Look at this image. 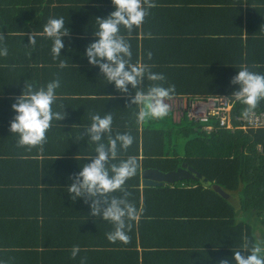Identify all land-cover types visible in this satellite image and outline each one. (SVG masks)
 <instances>
[{
    "label": "trees",
    "instance_id": "16d2710c",
    "mask_svg": "<svg viewBox=\"0 0 264 264\" xmlns=\"http://www.w3.org/2000/svg\"><path fill=\"white\" fill-rule=\"evenodd\" d=\"M195 2L160 0L139 29L131 33L121 29L131 62L139 61L147 71L162 74L164 79L158 83L174 88L165 101L171 118L167 124L155 120L161 128L137 121L138 106L129 104L135 89L123 93L126 99L117 100L122 108L119 120L112 123V134L133 136V144L120 158L134 156L138 161L137 173L125 184L128 199L139 211L138 218L129 222L127 243L109 241L112 225L88 215L87 204L80 198L70 200L65 191V185L75 179L77 167L92 152L80 128L89 123L87 115L93 111L85 106H98V95L103 96L98 88L78 92L72 86L68 92L56 90L53 110L64 111L68 118L52 122L42 146L19 145L8 131L9 123L0 124V264H216L245 245H259L264 252V127L237 128L247 125L243 119L249 114H264V100L244 115L246 106L233 100L230 92L234 86L229 83L241 66L264 74V6L252 0H229L216 10L206 6L209 1ZM77 8L87 11L88 24L63 37L73 60L67 61V55L42 60L51 47L39 35L42 26L49 18L65 16L66 11L71 14ZM0 10V47L7 48L12 60L6 64L5 56L0 57V70L8 68L24 76L29 75L31 64H40L44 66L38 75L42 76L40 87L41 81L53 78L61 84L69 81L70 87L76 74L87 87L98 85V68L89 66L78 53L92 39V16L112 10L108 1L0 0ZM31 33L37 35V42L27 47ZM70 70L71 75L63 77ZM152 83L142 78L137 87L144 89ZM220 96L231 102L234 132L218 128L212 118L201 123L172 109V101L178 99ZM75 106H83L81 123L74 117ZM5 113L11 118L14 115L11 110ZM207 126L213 127L209 133L204 131ZM77 131L80 139L73 142ZM11 145L14 152H4ZM183 163L209 185L182 181L141 187L142 171L166 173ZM238 213L246 215L240 219ZM73 247L78 249L75 257Z\"/></svg>",
    "mask_w": 264,
    "mask_h": 264
},
{
    "label": "clouds",
    "instance_id": "9594fccd",
    "mask_svg": "<svg viewBox=\"0 0 264 264\" xmlns=\"http://www.w3.org/2000/svg\"><path fill=\"white\" fill-rule=\"evenodd\" d=\"M112 10L103 16H92L95 27L92 28V39L82 53L81 58L87 59L89 66H96L99 76L111 84L114 90L126 93L135 89L129 104L138 106L136 119L142 123L146 119H164L169 113L165 102L174 93L173 86H162L159 81L164 79L162 74L147 71V66L139 61L132 63L129 44L121 34L123 28L127 33L139 29L144 23L148 9L153 7L150 0H109ZM98 8L99 5H94ZM69 21L63 16L51 17L42 26L39 34L51 42L50 51L53 58L60 57L65 49L63 37L68 35ZM37 35H28V46H34ZM7 48L0 47V57L6 56ZM59 66L64 67L61 60ZM142 78L154 83L144 89L137 86ZM233 85L230 95L235 102L246 106L244 115L248 110L254 109L259 101L264 100V74L249 70L245 66L235 69V74L229 81ZM60 82L52 80L42 87H33L24 81L20 93L10 105L13 116L9 121L8 131L17 137L21 146L39 147L46 142V133L52 122L64 120V111H54L53 105L57 100L56 90ZM109 98L110 95H109ZM113 117L111 113L92 114L89 123L82 127L87 137V144L92 146V152L87 162L77 167L75 179L65 185V191L70 200L80 198L87 204L88 215L99 217L112 225L107 233L111 242L127 243V230L130 221L138 218L137 207L128 199L125 189L126 181L132 178L138 170V161L134 156L121 159L120 154L133 144V136L127 132L112 134ZM73 124L70 125V128ZM111 134V135H109ZM107 136V142L104 137ZM80 139L79 131L73 142ZM76 161V153L73 155ZM121 195H113L114 193ZM97 197L101 199L98 200ZM89 201H91L89 203ZM103 204V207H101ZM78 249L73 247L71 255L76 256ZM241 251L244 253L241 254ZM216 264H264V252L259 245L247 248L242 246L236 251L231 250L230 258H221Z\"/></svg>",
    "mask_w": 264,
    "mask_h": 264
},
{
    "label": "crops",
    "instance_id": "0c3cea01",
    "mask_svg": "<svg viewBox=\"0 0 264 264\" xmlns=\"http://www.w3.org/2000/svg\"><path fill=\"white\" fill-rule=\"evenodd\" d=\"M64 1L67 2V0H64ZM105 1H108V6L112 9V5L110 4L109 0H105ZM158 1H160V0H150V2L153 4V6L155 3L157 4ZM195 1H198V2L209 1L210 4H208L206 6H213V8H215L216 10H220L221 6H226L225 2L229 1V0H192V2H195ZM252 1H254V3L257 4L258 6H261V5L264 6L263 0H252ZM6 3L7 2L5 1V4ZM157 5H159V4H157ZM66 6L67 5H65V7ZM78 6L81 7L84 5H76V7H78ZM17 8H19V6H17ZM150 9L148 10V13H149ZM86 12L87 11H85V10L77 8V9H74L71 13V14H73V17L71 16V14L68 11L65 12L66 13L65 16L63 14L61 15L65 18L66 22L69 21V24L67 26L70 28V32L65 37L71 36L70 34H71L72 30H74V32L75 31L78 32V31L82 30V28H85V26L88 24V23L86 24V19H87V17H85ZM107 13H108L107 10L99 11L98 16H103V15H106ZM244 22H245V20H244ZM245 24H246V22H245ZM77 37L81 38V36H77ZM84 39L86 42L87 41L86 37ZM66 44L67 43H65V46H66ZM47 50L50 52V54H45V56L42 57V60L45 59L46 61H48L49 58H53L51 51H50V47ZM65 55H67L65 57V59H67V61L73 60L72 51L70 52L69 45L66 46L65 49H62V51L60 53V56H65ZM74 58L76 59V56H74ZM4 59L7 61L6 64L8 63V61H12L9 55H6ZM50 63H52V62H50ZM1 66H8V65H1ZM52 66H56V65L52 64ZM30 67L31 68H30L29 75L26 74L24 76H23V74H18V72H16V71H14V72L8 71V68H3V67L1 68V70H0V124L9 123V121L11 120V117H9V115H7L5 112L10 110L11 104H9L10 103L9 101H12V100L15 101V98L20 93V91L23 87L24 81L26 84L33 85L34 88L40 87L39 82H40L42 76H40L38 78V75L40 73V70L42 71V68L44 66L40 65V64H38L37 66H35L34 64H31ZM69 75H71V70L64 72L63 77H66ZM47 77L50 79L49 75ZM52 80H58V79L53 78ZM71 80L72 81L70 83V87L67 86V83L69 81H66V82H63L62 84L60 83V86L57 90L68 92L70 89L75 88L74 90H77L79 92V90L83 89V88H85L86 90L87 89L96 90L98 88V93L103 94V96L98 95V106H94V107L85 106V107H88V108L93 110L92 113H89V115H87L88 116L87 119H89V120H90V116L92 114H96L98 112V114H101V115H103L104 113H111L112 117H113V123L117 122L119 120L118 112L122 108V106H120L121 104L117 103V100H124L127 98L126 95L128 92H133V89L130 88L128 90V92L125 93L126 94L125 95V94H122V93L114 90V88L111 84H107V82L102 79V75L101 76L98 75V85L93 84V86L91 85L89 87H87V85L85 84L84 81L81 82L78 74H76L75 78L71 79ZM41 82H42V84H41V87H42L46 83H48L49 81H48V79L47 80L44 79ZM72 86L74 88H71ZM65 87H66V89H65ZM100 92H104V93H100ZM109 93H111V94H109ZM116 93L118 94L117 96L115 95ZM109 95L111 98H109ZM113 100H116L115 103H111V102H113ZM76 107L77 106L73 107L76 110V113L74 111V117H76V120L79 123H81V119L84 116L81 115L80 109L83 106H79L77 108ZM67 118H68V114L65 115L64 119H67ZM82 127H84V126H82ZM82 127H80V128H82ZM81 130L84 131L83 128ZM116 132H117V130H116ZM6 138L7 137H5L4 139H6ZM16 151H19V148L16 149ZM4 152H7V153L8 152H14L12 145L6 146V150H4ZM179 241H180V239H179Z\"/></svg>",
    "mask_w": 264,
    "mask_h": 264
},
{
    "label": "built area",
    "instance_id": "2783aa9c",
    "mask_svg": "<svg viewBox=\"0 0 264 264\" xmlns=\"http://www.w3.org/2000/svg\"><path fill=\"white\" fill-rule=\"evenodd\" d=\"M172 102H174V104L172 103V109L176 110L179 115L184 114L188 119L201 123H207L212 118L218 128L231 132H234L237 128L246 130L247 128L256 129L264 127V114H259L258 116L249 114L243 119L247 123L245 127L234 128L231 121V102L223 96L212 98H182ZM212 130V126L204 128V131L207 133Z\"/></svg>",
    "mask_w": 264,
    "mask_h": 264
},
{
    "label": "water",
    "instance_id": "95a60500",
    "mask_svg": "<svg viewBox=\"0 0 264 264\" xmlns=\"http://www.w3.org/2000/svg\"><path fill=\"white\" fill-rule=\"evenodd\" d=\"M141 187H157L164 184L174 185L182 181H202L204 185H209V182L186 164H181L178 169L171 172H160L156 169H146L140 175Z\"/></svg>",
    "mask_w": 264,
    "mask_h": 264
},
{
    "label": "rangeland",
    "instance_id": "374dc122",
    "mask_svg": "<svg viewBox=\"0 0 264 264\" xmlns=\"http://www.w3.org/2000/svg\"><path fill=\"white\" fill-rule=\"evenodd\" d=\"M169 118H171V113L169 112L168 113V115L164 118V119H162V120H159V119H157L158 121H159V123L160 124H167V122H168V119ZM184 120H182V121H186V119L185 118H183ZM155 120L156 119H151V118H149V119H146L144 122H142V124L144 125V126H150V127H153V128H161L162 127V125H159L158 123L156 124L155 123ZM188 121H186L185 123L187 124V125H189V124H191V123H187ZM180 151V150H179ZM178 154H180L179 152H177ZM216 191H218L219 192V194H221V195H225L226 193L224 192V191H222L221 189H216ZM225 197H226V195H225ZM225 199V198H224ZM246 214H243V213H238V217L240 218V219H242L243 218V216H245ZM253 221H256L257 219L256 218H253L252 219ZM244 221V220H243Z\"/></svg>",
    "mask_w": 264,
    "mask_h": 264
}]
</instances>
